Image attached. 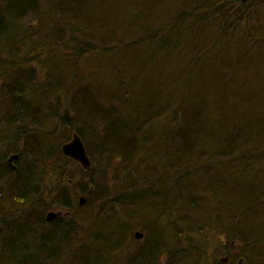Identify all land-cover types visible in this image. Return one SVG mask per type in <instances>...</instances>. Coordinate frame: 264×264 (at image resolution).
<instances>
[{
  "label": "trees",
  "instance_id": "obj_1",
  "mask_svg": "<svg viewBox=\"0 0 264 264\" xmlns=\"http://www.w3.org/2000/svg\"><path fill=\"white\" fill-rule=\"evenodd\" d=\"M156 2L0 0V264H187L204 219L264 264V185L248 183L264 178V0H176L160 18ZM256 64L228 99L220 66ZM74 133L87 172L62 153Z\"/></svg>",
  "mask_w": 264,
  "mask_h": 264
},
{
  "label": "rangeland",
  "instance_id": "obj_2",
  "mask_svg": "<svg viewBox=\"0 0 264 264\" xmlns=\"http://www.w3.org/2000/svg\"><path fill=\"white\" fill-rule=\"evenodd\" d=\"M158 1L159 2L155 3L156 5H162L164 3L163 11L159 15V18L162 17V16L166 17L167 15H171L172 16L173 13H179V12H181L183 10H185V11L187 10V6H183L182 8H179L178 6H175L174 3L176 2V0L175 1L174 0H158ZM162 1H164V2H162ZM108 6H109V4H108ZM164 11L167 12L166 15H162ZM243 31L245 32V30H243ZM247 47L250 49V51H252L250 46H247ZM239 53H240V51H239ZM242 53L244 54L243 51H242ZM89 60H90L89 57L81 59L79 61L80 63L78 65V68L84 69V67L88 65ZM227 60H229L231 62L230 65L232 66V63L235 64L238 60L241 61V58L235 59V60H233V59L232 60L231 59H227ZM160 63L161 64L164 63V59L163 58H161V62ZM222 65H225V64H222ZM93 66H96V65L93 64ZM214 66L215 65H211L210 64L209 66H207L206 71L209 72V70L212 67H214ZM257 67H258V68H256L257 70L251 71L252 70L251 68H247V67L243 66L242 68L237 69L238 72L236 73V69L233 68V67H229L230 70H228L227 67L220 66V71H218L219 73L216 74V78L218 79V81L220 83V87L222 88V92L224 93V95L230 100L233 99L232 97H236L238 95H243L244 92H242L241 90H244L246 88L247 84H248V83H246L244 81L250 80L251 74L253 72L258 73L259 70L260 71L262 70V69L259 68L260 67L259 65H257ZM95 68H97V66ZM225 68L227 70H225ZM177 73L178 72L174 73L176 76H173L172 79H170V81L172 82V85L169 84V88H171V90H177L178 87H180L179 85H180L181 81L186 83V78H184V77H189V76H187V73L185 71H181L178 74ZM206 76H209V74L206 73ZM187 80H190V79L187 78ZM232 82L233 83H237L239 88L235 87L236 84L233 85ZM262 83L263 82H260V84H262ZM231 105L235 106L236 103H233V101H232ZM263 123H264V116H263ZM68 159H70V158H68ZM67 165H68V168L66 170H69V172L72 173V175H71L72 179L68 183V185L71 186V187H69V189L71 190L70 191L71 195L74 196L75 201L77 202V204H79L80 200L83 199V204H82L81 207L86 208V207H88V205H91V203H87L88 202V197H86V195L79 194V191H78V188H77V187H79V185H78L79 182H82V180L84 178H82L81 176H79V174H77V168L75 167V164H70V163L67 162ZM112 177L113 176H111V178ZM130 177L131 176H119V180H121L122 184H123L122 178L123 179H127L128 182L130 183L131 182ZM253 179H255V178H252V180ZM252 180H248L249 185L255 186L256 191H259L261 189L260 188L261 185H264V178H262L260 180L259 179H255V181H252ZM49 182H48V184H49ZM258 186H259V188H258ZM49 188H51V186ZM75 190L77 191L76 194H75ZM51 192H52V190L49 193V195H50L49 200L52 198L51 197ZM206 194H207V188H205L202 191V195L201 196H203V198H206V196H205ZM261 208H264V205L261 206ZM105 211H106V209H105ZM50 213H56V214L57 213H62L61 216H64V213L61 212L60 210L56 209V208H52V210L49 211V214ZM177 213H178L179 217H183L184 216L187 219L189 218V215H190V211L188 209H180V210L177 211ZM202 214H204L203 209H202ZM176 220L177 219L174 220V224H176V222H177ZM134 224H137L136 221L134 222ZM198 224L200 225V227L197 228V230H196L197 233L196 234L192 233L189 236V241L191 243H193V241H195L196 242V247H197L198 250L196 252H194L190 256V259H189V261H187V264H214V261L218 262L219 264H220V262H222L221 264H227V261H229V260L234 262V264H243L245 259L241 258V261H239L238 258H240V255L235 256L237 250L229 251V250H226V248L223 247V245H222L226 241V239L228 237L227 231H226V234H225V233H222L223 231H220L218 229H214V230L207 229L205 219L204 220H199ZM137 233L139 235H142L143 237L141 239H139V240H136L135 238H133V240L135 241V244L133 242L134 245H137V243L141 242L143 240V238H144V235L142 233V229L141 228H135V230L132 232L133 237ZM122 258H123L125 264L129 263V255L127 256V253H125V255L122 256Z\"/></svg>",
  "mask_w": 264,
  "mask_h": 264
},
{
  "label": "water",
  "instance_id": "obj_3",
  "mask_svg": "<svg viewBox=\"0 0 264 264\" xmlns=\"http://www.w3.org/2000/svg\"><path fill=\"white\" fill-rule=\"evenodd\" d=\"M62 153L64 154L65 157H68L75 162H77L83 170L89 171L91 167V162L87 156L86 149L83 145L82 140L80 137L74 133L72 135L71 140L64 144L62 147ZM18 160L17 155H13L8 159V162L11 164L12 162H16ZM83 204V199L80 200L79 205L82 206ZM61 216V213H50L46 217V222H52L54 221L57 217ZM137 238H142V235H139L138 233L135 235Z\"/></svg>",
  "mask_w": 264,
  "mask_h": 264
},
{
  "label": "bare ground",
  "instance_id": "obj_4",
  "mask_svg": "<svg viewBox=\"0 0 264 264\" xmlns=\"http://www.w3.org/2000/svg\"><path fill=\"white\" fill-rule=\"evenodd\" d=\"M247 1H249V0H242V2H247ZM11 156H13V155H11ZM11 156H10V157H11ZM10 157H9V158H10ZM9 158H8V159H9ZM14 163H15V162H12V163L10 164V163L8 162V164H9L10 166H12L13 169L15 168ZM59 217H60V216H59ZM135 235H136V234H135ZM135 235H134L133 238H135L136 240L141 239V238H137ZM142 237H143V236H142ZM116 258H117V257H116ZM118 259H119L120 262H122V263L124 262V260H123L122 258L118 257V258H117V261H118ZM119 261H118V262H119Z\"/></svg>",
  "mask_w": 264,
  "mask_h": 264
}]
</instances>
